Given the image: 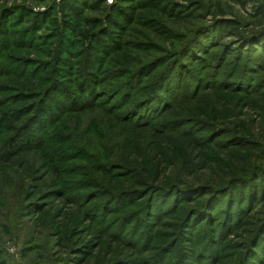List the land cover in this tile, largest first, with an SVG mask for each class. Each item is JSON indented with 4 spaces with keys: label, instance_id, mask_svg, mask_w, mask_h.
<instances>
[{
    "label": "rangeland",
    "instance_id": "obj_1",
    "mask_svg": "<svg viewBox=\"0 0 264 264\" xmlns=\"http://www.w3.org/2000/svg\"><path fill=\"white\" fill-rule=\"evenodd\" d=\"M261 31L264 0H0V264H94L75 261L52 218L78 221L116 264H259L246 229L264 219L262 182L250 226L190 213L225 177L201 151L223 155L237 134L264 171V55L237 51L240 34ZM249 54L263 55L252 72ZM162 66L166 106L147 121L144 105L126 113ZM151 158L156 181L141 168ZM149 185L172 196L160 202ZM185 189L199 199L178 200Z\"/></svg>",
    "mask_w": 264,
    "mask_h": 264
},
{
    "label": "trees",
    "instance_id": "obj_2",
    "mask_svg": "<svg viewBox=\"0 0 264 264\" xmlns=\"http://www.w3.org/2000/svg\"><path fill=\"white\" fill-rule=\"evenodd\" d=\"M243 47L244 48L248 47L247 50L248 52H250V50L253 51L255 48H257L264 55V31L249 36L240 34L239 48L237 50L239 54H241V52L243 51ZM188 49L184 51H187L189 56H194L195 53L193 52V48H191L192 50H188ZM263 55H261V58L260 56L256 57V55L254 54H253L254 58H251L252 57L251 55L250 56L247 55V59L244 61L245 63L243 64L245 71L252 72L254 70L252 65H257L258 63H260V59L263 58L262 57ZM169 64L171 65L170 62ZM87 66L88 68L91 67V63L88 62ZM178 68L179 70L181 69L180 67ZM167 72H168V66L166 68L165 67L163 68L162 66L161 72L158 75L152 78V80H149L144 87L139 88L135 94L138 95V92L141 91H144V93L142 95L137 96L136 100L130 104L131 108L126 110V113H130L134 110L137 111V109H139L140 107H142V105H144L145 107L144 110L141 109L139 111L148 112L146 118H143L147 121L150 120L154 114L158 113V108L161 109L162 107L166 106V101L164 100L165 97L163 96V93H167L171 85V78H168L169 76L166 74ZM181 73L182 71H179L178 74H176V77L177 78L180 77ZM197 82L198 81L192 80L191 84L198 85L199 83ZM239 83H240V79H237V84ZM129 84H127L126 87H128ZM224 96L228 97L230 96V94H225ZM75 100L76 99H74L73 97L70 98V105L76 103ZM160 100H162L161 104H159ZM54 103L55 105L57 104L63 105L60 102H54ZM196 109L198 111L199 108ZM50 111L51 110L49 109L48 114H50L49 113ZM210 114L212 116L213 112L210 111L204 113V115H208L209 117ZM141 115H138L140 116L139 117L140 120L142 119ZM215 118H217V116ZM35 120L38 122L39 125H42L40 118ZM239 127L240 126H235L234 128L237 130L239 129L241 130V128ZM25 128L28 130L30 127L26 126ZM19 138L20 140L23 139V137L21 136ZM263 138H264V131H263ZM230 141L233 142V146L226 149L223 155L219 153L221 151L216 150L215 148L214 149L210 148L209 150L200 152V156H199L200 162L204 164V167L206 165H211L212 167H214V169L223 173L225 177L224 180L220 181L221 185L217 188L209 187V186L204 187L206 188L207 192L206 193L204 192L202 196L207 195V198L204 199V201L200 204V207L198 209L195 208L192 210L193 212L190 213L196 219L202 218L203 220H206L209 223H211L216 219L219 220L221 219L220 221L222 225L228 226L224 228L225 230H228L229 228L232 229L233 225L240 226V224H243L244 226L245 225L250 226L251 224H253L251 220L249 221L250 219L249 214L255 205L257 181L262 182L259 185L263 186L264 184L263 183L264 171L263 170L256 171L253 166H249V164L251 163V159H249L248 156L250 154L248 151L243 150L242 148L244 142L246 141L245 138L242 136L239 137L237 136V134L236 135L234 134L233 137L230 139ZM173 148L175 149V151L173 152L174 153L173 157L177 158L179 163L187 162L186 157L182 152V146H174ZM141 163H142L141 168L142 170H144V173L149 175L150 178L153 177L152 180L156 181L157 180L156 174L160 171L159 164L157 162L155 163L152 158L148 160L143 159ZM236 163H239L241 165H246L244 168L241 169L242 172L236 171V169L234 168V165ZM147 188L149 190L148 194L157 195V198L161 199L160 202L165 201V198H167L168 196H172L171 195L172 192L167 189V186L165 187L163 185L162 186L149 185L147 186ZM178 193H180L178 200L190 199L191 201H195L199 199L198 196L199 191L197 189H192V190L185 189L182 192L178 191ZM150 201L151 200H149L148 202ZM233 209H238L237 217L235 218H232ZM221 211H223V213H221ZM183 214H185L184 219H187L188 213L184 211ZM55 220L56 218H52L49 221L50 228L57 237H60L61 239L65 240L68 243V245L71 247V249L74 250L76 254L79 255L75 257V261H83V262L93 261L94 264H116L113 260H111V258L107 257L106 253L104 252L95 253L97 246L94 245L92 240L84 241L81 239V234L83 230L80 229L79 226L80 223L78 221L73 220L68 224H61V223H57ZM232 221L234 222L233 224H231ZM246 232L249 233V239L247 244L248 247H246L247 250L251 252V255H249V259H253L257 261L256 257L258 256L259 253L256 252V250L261 249V254L262 255L264 254V219L263 221L260 222V224L255 225V227H253V230L247 228ZM242 264H249V263H247L246 261L243 262ZM259 264H264V255L263 258L259 260Z\"/></svg>",
    "mask_w": 264,
    "mask_h": 264
}]
</instances>
